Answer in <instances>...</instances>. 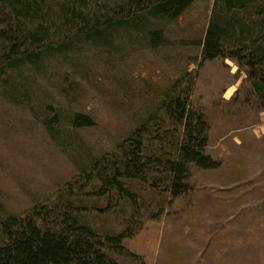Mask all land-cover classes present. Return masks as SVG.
<instances>
[{
    "label": "rangeland",
    "instance_id": "rangeland-1",
    "mask_svg": "<svg viewBox=\"0 0 264 264\" xmlns=\"http://www.w3.org/2000/svg\"><path fill=\"white\" fill-rule=\"evenodd\" d=\"M40 2L26 24L40 26L43 41L0 63V221L71 200L98 234L132 232L123 246L136 257L112 255L119 264H264V142L254 137L264 107L246 69L204 56L213 21L251 23L264 0L229 12L196 0L175 17L149 7L116 13L125 0ZM190 81L189 108L208 125L204 153L219 167L190 165L189 191L176 199L149 179L122 182L134 203L99 196V179L86 177L91 165L115 158L140 124L158 120L153 130L166 142L152 141L156 149L182 140L161 106Z\"/></svg>",
    "mask_w": 264,
    "mask_h": 264
},
{
    "label": "trees",
    "instance_id": "trees-1",
    "mask_svg": "<svg viewBox=\"0 0 264 264\" xmlns=\"http://www.w3.org/2000/svg\"><path fill=\"white\" fill-rule=\"evenodd\" d=\"M194 1L125 0L126 6L116 13L125 10L136 13L149 7L160 15L175 17ZM247 2L218 0L226 12L235 8L248 11ZM41 8L40 0H0V14H5L8 21L2 22L6 27L0 31V63L8 65L20 52L21 56L28 55L32 44L43 41L40 26L32 29L26 24L41 13ZM259 10L258 16L262 17L251 23L226 16L219 23L213 21L207 30L204 56L208 60L227 57L246 69L247 78L264 107V7L260 6ZM113 17L106 12L104 25L108 26ZM189 83L183 90L175 86L161 106L169 120L183 127L182 140L177 145L172 142L167 150L156 149L152 141L166 142L165 137L157 134L158 130H153L158 120L140 124L119 145L115 158L103 157L91 165L86 177L94 175L99 179L96 188L99 196L110 197L114 193L134 203L131 187H125L122 182L143 183L149 179L151 190L164 191L176 199L189 191L186 180L190 165L200 170L219 167V162L204 153L208 125L203 114L189 108L192 90ZM78 204L64 200L63 206L35 207L19 217L0 221V264H119L112 255L136 257L123 246V240L132 237L131 231L98 234L82 222L85 207L82 202Z\"/></svg>",
    "mask_w": 264,
    "mask_h": 264
},
{
    "label": "crops",
    "instance_id": "crops-1",
    "mask_svg": "<svg viewBox=\"0 0 264 264\" xmlns=\"http://www.w3.org/2000/svg\"><path fill=\"white\" fill-rule=\"evenodd\" d=\"M255 139L256 137L258 139L262 138L263 139V142H264V123L261 124V126L257 127V129H255Z\"/></svg>",
    "mask_w": 264,
    "mask_h": 264
}]
</instances>
